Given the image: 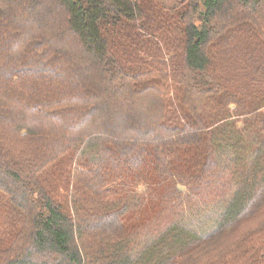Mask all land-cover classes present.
<instances>
[{"label":"trees","instance_id":"trees-1","mask_svg":"<svg viewBox=\"0 0 264 264\" xmlns=\"http://www.w3.org/2000/svg\"><path fill=\"white\" fill-rule=\"evenodd\" d=\"M0 264H264V0H0Z\"/></svg>","mask_w":264,"mask_h":264},{"label":"rangeland","instance_id":"rangeland-1","mask_svg":"<svg viewBox=\"0 0 264 264\" xmlns=\"http://www.w3.org/2000/svg\"><path fill=\"white\" fill-rule=\"evenodd\" d=\"M100 155H104L103 150L90 151L87 153L86 156H87V159L92 162L93 166L99 167L95 159H97L98 156ZM220 156L221 154L219 155L217 159L218 164L220 165L222 169L224 168V164H226V167L224 168V170H226L227 172L228 163L226 160L224 161V158L220 159ZM136 183H132V185L135 184L136 192L137 194H139V196L143 198V200L139 201L140 203H138L141 206L140 208H138L139 210L137 209L135 214H131L132 216L131 215L128 216L130 219L127 220L126 223H128L129 225L136 223L135 226H139V229L142 232L141 236L139 237V243H140V242H143L145 238L150 239V237L152 236H150L149 233L152 232L153 230L159 229L160 226L164 225V224H161L163 222H160L158 220L157 213L159 212V209L163 206V199H164L163 196L165 195V193L161 192L159 188L153 189L151 187L149 190V188L146 187L145 185L138 186V184ZM182 191L183 192L181 194L180 201H183V207L181 210L177 209L178 217L176 221H178L183 226L187 228H191L192 230H195L197 233L202 234V236L208 234L210 230H213L214 223L218 219L219 212H215L211 210L210 215H212L214 219L210 223H208V225H206V217H207V214L209 213L208 210L211 204L207 207H203L202 209L197 207L195 204H193L192 206H190V208H188V203L186 201V196H188V193H185L184 188H182ZM183 193L185 194L183 195ZM130 195H132V193H130ZM124 199L126 200V198ZM134 199H136L135 201H138L140 198H134ZM196 199H199V198H196ZM218 199L220 198H213V201L214 200L218 201ZM118 202L116 200L111 201V203L114 205L118 204ZM141 216L150 217V220L147 222L145 226L139 225L138 223V220L142 218ZM169 223L171 224V221L167 222V224Z\"/></svg>","mask_w":264,"mask_h":264}]
</instances>
